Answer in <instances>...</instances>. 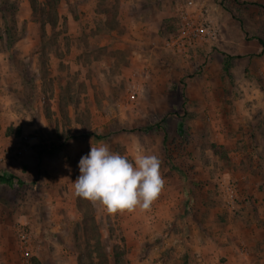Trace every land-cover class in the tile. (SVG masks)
<instances>
[{
  "label": "rangeland",
  "instance_id": "374dc122",
  "mask_svg": "<svg viewBox=\"0 0 264 264\" xmlns=\"http://www.w3.org/2000/svg\"><path fill=\"white\" fill-rule=\"evenodd\" d=\"M6 1L0 264H264V0ZM193 13L216 39L172 52ZM100 144L160 159L150 209L74 195Z\"/></svg>",
  "mask_w": 264,
  "mask_h": 264
},
{
  "label": "clouds",
  "instance_id": "9594fccd",
  "mask_svg": "<svg viewBox=\"0 0 264 264\" xmlns=\"http://www.w3.org/2000/svg\"><path fill=\"white\" fill-rule=\"evenodd\" d=\"M77 167L74 195L101 206L108 214L150 209L165 184L160 159L139 149L130 159L112 152L106 144L90 146Z\"/></svg>",
  "mask_w": 264,
  "mask_h": 264
},
{
  "label": "built area",
  "instance_id": "2783aa9c",
  "mask_svg": "<svg viewBox=\"0 0 264 264\" xmlns=\"http://www.w3.org/2000/svg\"><path fill=\"white\" fill-rule=\"evenodd\" d=\"M181 13L183 14V11ZM215 39L216 31L205 14L200 13L196 19V13H193L192 17L188 18L187 27L180 31L174 39L167 42L166 46L172 52L187 56L191 49L196 48L197 43ZM224 193L227 201H230L229 204L232 205L237 196L235 191L232 187H225ZM19 236L23 238V234L20 233Z\"/></svg>",
  "mask_w": 264,
  "mask_h": 264
},
{
  "label": "trees",
  "instance_id": "16d2710c",
  "mask_svg": "<svg viewBox=\"0 0 264 264\" xmlns=\"http://www.w3.org/2000/svg\"><path fill=\"white\" fill-rule=\"evenodd\" d=\"M1 3H7L6 0H0ZM261 48L264 49V44L261 41H258ZM9 47V45L7 46V48ZM228 62L226 61L224 63L223 66V70L226 74H229V66H228ZM16 182V184L18 185H23V183L17 179L14 175L12 174H5V173H0V184L2 185H6L8 187H11L13 185V183Z\"/></svg>",
  "mask_w": 264,
  "mask_h": 264
},
{
  "label": "crops",
  "instance_id": "0c3cea01",
  "mask_svg": "<svg viewBox=\"0 0 264 264\" xmlns=\"http://www.w3.org/2000/svg\"><path fill=\"white\" fill-rule=\"evenodd\" d=\"M12 174H14V173H12ZM15 175V174H14Z\"/></svg>",
  "mask_w": 264,
  "mask_h": 264
}]
</instances>
